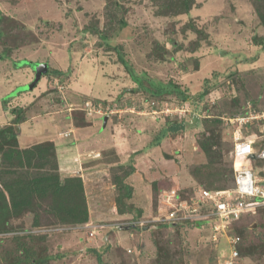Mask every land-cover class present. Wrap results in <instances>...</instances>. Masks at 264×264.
Instances as JSON below:
<instances>
[{
    "label": "rangeland",
    "instance_id": "obj_1",
    "mask_svg": "<svg viewBox=\"0 0 264 264\" xmlns=\"http://www.w3.org/2000/svg\"><path fill=\"white\" fill-rule=\"evenodd\" d=\"M182 5L0 0V129L16 130V149L25 154L18 162L25 166L32 159V177L47 163L49 173L57 172L55 164L63 179L81 178L89 209V222L73 223L63 215L71 204L59 200L69 199L67 192L48 200L55 203L52 214L42 203L7 225L0 222V264H99L93 249L105 245L100 264H220L232 245L237 264H264V208L233 221L217 242L212 224L119 228L164 214L160 200L168 194L190 199L201 190L233 191L238 130V137L255 141L254 148L263 145L264 119L236 121L249 111L264 113V0H189L188 13ZM121 57L137 73L179 87L189 100L139 89ZM41 64L47 73L26 89L36 77L33 65ZM89 106L108 112L93 114ZM168 124L184 129L166 133ZM75 135L82 143L71 147ZM102 137L110 142L100 151ZM46 143L54 145L56 158L47 151L40 163ZM57 144L65 167L77 163L72 170L61 168ZM203 144L212 147L210 154ZM95 146L99 151L91 150ZM5 165L0 161V190L28 170L5 174ZM249 166L264 179V160ZM226 235L236 242L229 245Z\"/></svg>",
    "mask_w": 264,
    "mask_h": 264
},
{
    "label": "trees",
    "instance_id": "obj_2",
    "mask_svg": "<svg viewBox=\"0 0 264 264\" xmlns=\"http://www.w3.org/2000/svg\"><path fill=\"white\" fill-rule=\"evenodd\" d=\"M188 3H189V0H183L182 6L186 10V13L189 12ZM1 36L2 35H0V37ZM263 49H264V41H263ZM121 61L125 65L130 76L132 77V80L137 84L138 88L147 92L151 96L161 97L163 95L175 94L176 96L182 98L183 101L189 100V97H186V95L183 92H181L179 87L173 85L172 83L165 84L163 82H158L155 80L153 81V79L150 78L146 73H143V74L137 73L130 66V64L126 60H124L123 57H121ZM24 62H20L19 64H23ZM204 94H206V91H203L200 94L201 97L204 96ZM15 121H16L15 124H19L21 122V119L17 117ZM183 129H184L183 124L181 125H177V124L169 125L168 124L165 131L166 133L168 132L173 133V132H177ZM17 141H18L17 132L13 127H7V128L0 129V161H2L4 165L5 164L8 165V166L5 165L7 167V169H4L5 174L9 172L10 173L13 172L12 170L10 171L9 169L15 170L19 167H25L28 169L27 172L25 173V176L21 178L20 180H18L16 183L14 184L3 183V186L0 190V222L7 225L9 224V219H12L13 217L20 218L24 210L29 209V208L31 209L34 206L37 208L42 207V203L46 204L47 206H51L49 212L51 211L50 213L52 214L55 203L50 202L48 200H51L50 198L53 197V195L54 196H56V194L64 195L67 192L70 195L69 199L67 197H61L59 199L61 201V204L66 201L69 204H71L70 206L66 207L68 209L65 212L66 213L68 212V214L67 215L63 214V215L69 216L73 220L72 221L73 223L85 224L89 222V209L86 204L82 179L78 177H68V178L63 179V177L60 176L58 167H56L55 164H54L53 170L56 169L57 172H55V174L49 173L46 171L47 163H46L45 168L41 164L42 167H38V169H36L40 174L37 178L32 177L31 170L33 167H30L32 163L31 162L32 159L30 157H27L25 166H23L22 163L18 162V159H20L23 162L22 157L25 154L23 153L22 150L16 149L18 147ZM42 148L44 149V152L42 156L40 155V160H39L40 163H42L41 161H43L44 157H45L44 158L45 160L48 159L46 155L47 151L51 152V155L49 157L54 158V159L56 158L55 148L52 143L43 144ZM201 150L205 154H210L209 152L210 150H212V147L211 146L209 147L208 145L203 144V146H201ZM11 162L14 163L13 165L14 168L11 167ZM60 180H64V181L60 182ZM119 182H121V180H118V183ZM233 184H234V170H233ZM124 187L127 188V190H129V187L127 185H124ZM3 190L7 191L9 196H11L10 200L6 198ZM70 190H73V191L70 192ZM119 202L123 203V199L121 198ZM9 208L11 209L10 211H9ZM11 212H15V215L12 216ZM134 220L136 221V219H133L130 221H134ZM188 223L189 224L195 223L197 228L200 225L199 222H186L185 224H188ZM114 230H118L117 227H114L112 232H114ZM131 231L135 232L134 229H132ZM107 248L109 247H105L103 251L93 249V253H95L98 257L99 264L102 261L103 253L108 251ZM26 261L27 262L30 261L32 264H42V263H45L47 260L45 259H34V260L26 259ZM16 263L18 262L16 261ZM21 263H24V260L20 261L19 264Z\"/></svg>",
    "mask_w": 264,
    "mask_h": 264
},
{
    "label": "built area",
    "instance_id": "obj_3",
    "mask_svg": "<svg viewBox=\"0 0 264 264\" xmlns=\"http://www.w3.org/2000/svg\"><path fill=\"white\" fill-rule=\"evenodd\" d=\"M90 107V106H89ZM184 113L185 108H182ZM90 112L93 114L103 115L102 106L98 109L90 107ZM114 114L115 111H110ZM255 111H249L243 119H237L236 122H245L253 118L255 120L264 119L263 115L257 114ZM237 133H240L238 130ZM236 133L235 143L232 151L234 158V190L233 191H208L201 190L197 197L184 199L177 194H168L160 200L164 214H158L150 219L142 218L134 221L123 223L122 225H136L137 230L146 227H158L159 225L176 226L186 222H199L203 227L205 224H212V240L217 242L221 233H226L233 221H237L246 214H254L258 209L264 208V179H260L250 168L249 162L255 160H264V141L263 145L257 149L253 147L255 141L244 139ZM254 155V158H252ZM103 228V226H99ZM118 227V226H116ZM86 228H89L87 226ZM105 228V226H104ZM120 228V227H119ZM135 229V228H131ZM97 230V229H94ZM57 231H60L59 229ZM40 231H30L37 233ZM94 236V232L92 234ZM227 237V235L225 236ZM229 245H232L234 240L227 237ZM232 242V243H231ZM231 247V246H230ZM129 254L133 253L130 248L127 250ZM230 255L223 258L221 264H237L239 253L232 245Z\"/></svg>",
    "mask_w": 264,
    "mask_h": 264
},
{
    "label": "crops",
    "instance_id": "obj_4",
    "mask_svg": "<svg viewBox=\"0 0 264 264\" xmlns=\"http://www.w3.org/2000/svg\"><path fill=\"white\" fill-rule=\"evenodd\" d=\"M109 122H112V119H110V121L108 120V123ZM107 123V124H108ZM26 127V126H25ZM79 129V131H81V133H84L83 131H82V129H80V128H78ZM69 132H71V131H69ZM77 134H78V130H77ZM26 136H29V135H26ZM67 140V139H66ZM66 140L64 141V139L62 140V142H66ZM107 140V138H101V148H100V151L101 150H104V148L108 145V144H105L104 142ZM89 142L90 143H94V140H93V138L92 137H89ZM107 143H109L110 142V138H108V140L106 141ZM76 143V144H75ZM78 143H82L81 141H80V138H79V135L78 136H74V138H71V142L70 143H68V144H71V147H73V145L75 144V145H77ZM68 144H66V145H68ZM58 145V144H57ZM91 150H94V151H99L98 150V147L97 146H95V147H93ZM57 151H58V156H59V159H60V162H62V165H61V168L62 169H67V168H69L70 170H72L71 168H75L76 166H77V163L76 162H74V163H71L70 165H68V166H64L63 164L64 163H66L65 162V160H63V158H61V152H60V149H59V145H58V149H57ZM65 169V170H66ZM68 170V169H67ZM69 170V172H71ZM201 224L198 226V228H201ZM105 247H108L107 245H105L104 247H101L100 249H98V250H101V251H103L104 249H105ZM222 262V261H221ZM221 262H220V264H221Z\"/></svg>",
    "mask_w": 264,
    "mask_h": 264
},
{
    "label": "water",
    "instance_id": "obj_5",
    "mask_svg": "<svg viewBox=\"0 0 264 264\" xmlns=\"http://www.w3.org/2000/svg\"><path fill=\"white\" fill-rule=\"evenodd\" d=\"M33 68H34V70H35V72H36V77H35V79H34V81L30 84V85H28L27 86V88L26 89H29V90H32V89H34V87H35V85L40 81V79H41V77H42V75L43 74H45V73H47V71H48V65L47 64H41V65H33ZM252 158H254V155H252ZM120 228L121 229H131V228H137V226L136 225H132V226H130V225H123V226H120ZM158 227H146V228H144V230H156Z\"/></svg>",
    "mask_w": 264,
    "mask_h": 264
}]
</instances>
